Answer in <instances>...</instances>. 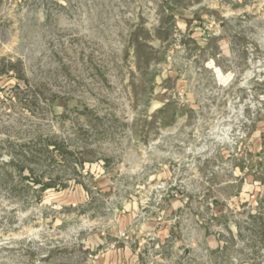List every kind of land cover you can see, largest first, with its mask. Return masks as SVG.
<instances>
[{
    "label": "rangeland",
    "instance_id": "374dc122",
    "mask_svg": "<svg viewBox=\"0 0 264 264\" xmlns=\"http://www.w3.org/2000/svg\"><path fill=\"white\" fill-rule=\"evenodd\" d=\"M246 175L264 0H0V264H264Z\"/></svg>",
    "mask_w": 264,
    "mask_h": 264
},
{
    "label": "crops",
    "instance_id": "0c3cea01",
    "mask_svg": "<svg viewBox=\"0 0 264 264\" xmlns=\"http://www.w3.org/2000/svg\"><path fill=\"white\" fill-rule=\"evenodd\" d=\"M241 156L244 158L243 155H241ZM232 158H234V155H232ZM230 169L233 172V166H231ZM240 190H241V192H239V194H238L239 198L236 197V199H234V198L233 199L234 200L240 199L239 201L241 203L244 202V204L245 205L247 204V206L251 205L253 207H257L258 203L261 202L260 200L262 198H264V181L257 180V178L250 177V175H246L244 178V181H243V186L241 187ZM169 202H171L172 205H174V206H180L181 198L180 197L169 198ZM165 236H168V235H165ZM215 238H216L215 236H208L207 240L209 243H211L212 247L215 246V248L219 249L220 248V242L218 240H216ZM124 253L126 254L127 252L125 251ZM119 254H121V253L119 252L118 256H119ZM118 256L115 255L113 264H118L119 260L124 255L119 256L120 259H118ZM135 258H137V256H134V257L131 256V260H132L131 263H133ZM119 264H124V263L121 262Z\"/></svg>",
    "mask_w": 264,
    "mask_h": 264
}]
</instances>
